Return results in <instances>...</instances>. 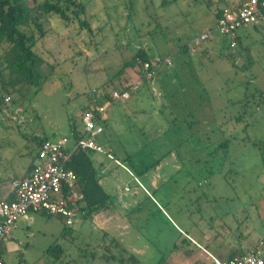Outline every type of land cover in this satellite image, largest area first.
<instances>
[{
	"label": "rangeland",
	"instance_id": "1",
	"mask_svg": "<svg viewBox=\"0 0 264 264\" xmlns=\"http://www.w3.org/2000/svg\"><path fill=\"white\" fill-rule=\"evenodd\" d=\"M76 1L84 5L78 18L69 11L68 21L42 19L47 34L34 48L43 60L41 85L0 90V191L32 162L33 138L68 136L72 124L81 129L93 90L139 79L135 67L118 72L141 48L154 58L153 83L142 81L129 100L112 105L98 137L111 141L120 159L132 156L134 168L124 164L129 174L97 155L137 205L123 203L131 211L118 214L127 222L105 218L102 225L79 212L71 227L62 217L29 213L15 222L13 248L0 250L4 263L120 264L98 256L123 254L137 264H173L169 259L185 249L196 264H209L205 249L223 257L251 251L264 241V20L236 31L254 59L243 68L244 60L225 59V38L215 32L216 8L241 0H178L165 8L161 0ZM84 20L91 31L80 26ZM203 34L208 39L195 45ZM104 190L118 193L111 185ZM105 233L120 246L107 245ZM51 246L67 250L59 262L48 254Z\"/></svg>",
	"mask_w": 264,
	"mask_h": 264
},
{
	"label": "trees",
	"instance_id": "2",
	"mask_svg": "<svg viewBox=\"0 0 264 264\" xmlns=\"http://www.w3.org/2000/svg\"><path fill=\"white\" fill-rule=\"evenodd\" d=\"M222 1V0H221ZM247 0H241L237 7L223 6L221 8L217 7L215 10L216 26L217 19L219 18L221 12L225 8H238ZM178 0H161V8L168 7L169 5L175 4ZM28 0H0V85L1 92L7 93V89L10 88L13 91H19V87H30L39 86L43 80L40 72L41 64H43L42 58L34 51L36 44L39 39L46 36L47 32L43 28L42 19L48 15H56L64 21L70 19L69 11L75 15L77 18L80 14L84 13V5L76 0H44L42 3L38 4L36 8L28 6ZM264 16V10H263ZM80 26L82 29L91 31L90 26L87 22L80 21ZM256 26V25H253ZM28 29V30H27ZM216 32V28H215ZM223 39V46L229 51L223 54L226 60L235 63L237 59L244 60L243 68H250L254 59L251 55L249 47L243 45L236 35L234 41V47H231L230 40L226 37ZM198 39L201 41L200 37ZM208 39V38H207ZM206 40V39H203ZM200 41L195 45H199ZM195 51V49H192ZM169 60V59H168ZM158 64L166 63L170 65V61L156 59ZM144 64H148L147 71L151 74L150 79H142V81L153 83L155 76V65L154 58H150L144 49L139 48L135 54L132 56L131 60L127 62L122 70L118 72L120 74L123 69L126 68H137L140 75L141 69ZM117 74V75H118ZM100 88H98L99 90ZM104 90V88H101ZM106 90V89H105ZM113 90L123 91L130 90V87L115 88ZM111 91H109L110 93ZM263 96V93H259ZM172 97V95H170ZM3 96L0 98V105L3 104ZM246 100V98L244 99ZM243 101V100H242ZM86 110V107L81 108V114ZM81 116V115H80ZM82 124V123H81ZM82 126V125H81ZM71 133L68 135L71 147L75 144V141L86 136L83 128L79 129L74 124L70 127ZM35 141V149H33L32 162L29 164V170L31 169L34 159L36 157L38 148L41 144L49 140L48 138H33ZM105 143V142H104ZM103 142L101 144L104 147L106 153H110L105 148ZM69 148V160L66 164V168L71 170L76 178V186L79 192L82 194V198L76 202L77 212L82 213L85 217H91L92 215L98 214L102 211H106L113 205L112 197L108 194L104 188L99 183V178L97 175V170L93 165L91 155L95 152L88 150H81L79 148L71 149ZM222 147H227V142H223ZM105 154V153H100ZM112 154V153H110ZM113 155V154H112ZM114 156V155H113ZM264 159V152L262 153ZM114 158L118 160L115 156ZM119 161V160H118ZM120 162V161H119ZM122 164V162H120ZM116 164V163H115ZM117 165V164H116ZM124 166V164H122ZM130 166V164H128ZM125 167V166H124ZM126 168V167H125ZM127 169V168H126ZM128 170V169H127ZM131 174V172L129 171ZM1 188V187H0ZM12 198V197H9ZM44 215V214H42ZM47 217H52L45 215ZM66 226V225H65ZM71 227V226H67ZM64 236L68 235L67 230H64ZM107 237L106 240L109 241L107 233L103 237ZM262 241V240H261ZM264 242V241H263ZM257 243L255 247L258 246ZM107 245L120 246L115 240L107 243ZM104 246V245H103ZM176 247V246H175ZM120 252L124 249L120 248ZM48 254L54 256L55 261L59 262L62 257L66 254L67 250L60 246H51L47 250ZM246 254V253H244ZM241 254L239 256H242ZM95 254L93 255V258ZM120 257V255H119ZM121 259L117 258L115 255H100L98 258L104 259L105 261H120V264H137V259L133 255H129L126 258L121 255ZM234 258V256L229 257V259Z\"/></svg>",
	"mask_w": 264,
	"mask_h": 264
},
{
	"label": "built area",
	"instance_id": "3",
	"mask_svg": "<svg viewBox=\"0 0 264 264\" xmlns=\"http://www.w3.org/2000/svg\"><path fill=\"white\" fill-rule=\"evenodd\" d=\"M264 0H247L238 8H225L217 19L216 32L230 40L231 47L235 45L236 31L245 26H253L264 20ZM203 34L200 39H207ZM200 40L195 39L197 44ZM166 62H169L166 59ZM148 64L140 70L142 75L130 90L104 92L93 90L90 93L86 110L81 114L82 128L86 136L70 144L68 136L56 140H46L38 148L33 165L22 179L14 180L9 192L0 191V250L4 244L12 240L11 232L15 222L29 213L62 217L66 226H72L77 216L76 202L82 194L76 186L75 174L66 168L69 160V148L105 153L109 160L127 170L114 156L104 151L98 140L103 134L108 121L107 112L115 103H124L130 99L131 91L136 90L141 80L150 79ZM128 171V170H127ZM129 172V171H128ZM129 189L126 188V191ZM13 197L9 198V194ZM209 264H264V243L259 242L242 256L232 259H220L206 250ZM0 264H5L0 256Z\"/></svg>",
	"mask_w": 264,
	"mask_h": 264
},
{
	"label": "crops",
	"instance_id": "4",
	"mask_svg": "<svg viewBox=\"0 0 264 264\" xmlns=\"http://www.w3.org/2000/svg\"><path fill=\"white\" fill-rule=\"evenodd\" d=\"M235 5L234 6H230V7H237L239 4L237 5V3H236ZM135 76H138V75H135ZM134 82L133 81L132 82L130 81V83H128V84L126 83V84H124V86L131 87L134 84ZM104 145H105V148L107 149V151H109L110 153H112L120 162H122V164H127V165L130 164V167L134 168L135 162L132 160V156H128L126 154L122 159H120L119 156H117L116 151L114 149V145L111 144V141H105ZM98 154H100V153H93L91 155V159L93 161L94 167L97 170V175H98V178H99V183L101 184V186L103 188H108V186L111 185V187L113 189L118 190L117 184H115L116 182L115 183H112L111 182L112 179L110 178V176H111L114 179V175L116 174L115 171L111 168V166L109 165V163L106 162L105 158L102 159V158L98 157L97 156ZM29 171L30 170H29V166H28L27 169L25 171H23V174L21 175V177L17 178V180L18 179H22L25 176H27V174L29 173ZM151 184L154 185V181H152V179H150V185ZM126 188H128L129 190L126 191ZM9 190H10V188H7L6 189V192H9ZM1 191H4V190H1ZM117 192L118 193H116L114 197L111 196L113 198L112 199V201H113V200H115L116 195H117V199H116L117 200V203H114L113 202V205L111 206L110 209H108L106 211H102V212H100L98 214L92 215V219L97 220L98 221V225L104 224L105 223V221H104L105 218H106L107 222H109L110 220H115V221L116 220H119V221H122V222L123 221L127 222L126 220H122V218H123L122 217V214H118V213H121V212H128L130 210V209L128 210L127 207H122L123 203L129 204L130 206H132V204L133 205L134 204L137 205L136 201H134V198H133L134 195L133 194H129L128 195V193L131 192V190H130L129 187H124L123 188V191H119L118 190ZM9 197H13V195L10 193L9 194ZM131 199H133V200H131ZM116 205H118L119 207H117V209H115V208L113 209V207H115ZM121 207H122V209H121ZM116 225H117L116 228L117 229H120V227H119L120 225L118 223ZM15 227H16V225H15ZM202 238L205 240V244L206 245L208 244V242L211 241V238H209V241H207L208 238H207V235L206 234H203L202 235ZM192 240L194 242H196L198 245L201 246V244L198 242V240H195L194 238H192ZM12 241H13V237H12V240L9 241V242H7L6 244H4L1 249H3L4 247H6L7 245L9 246V248H13V246L15 244L11 243ZM205 250L207 251L208 249H205ZM208 252L211 253L212 255L220 258V259H223V260L229 259V257H231V256L236 257V256H239L241 254L246 253L244 251H239V253L237 255H232V251H231V253L229 255H227L226 257H223L221 254H217L218 252H214V251L213 252L208 251ZM201 253L205 256V259H207V262H210V260H209L208 256L206 255V253H204L202 251H201ZM169 260L173 264H196L195 261L197 260V256L190 254V252L189 251H186L185 249H181V250H177L176 251V254H174Z\"/></svg>",
	"mask_w": 264,
	"mask_h": 264
}]
</instances>
